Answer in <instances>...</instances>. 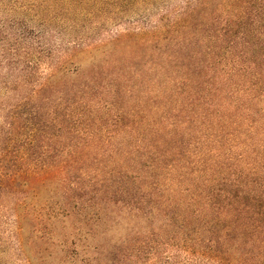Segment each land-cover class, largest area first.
<instances>
[{
	"label": "trees",
	"instance_id": "obj_1",
	"mask_svg": "<svg viewBox=\"0 0 264 264\" xmlns=\"http://www.w3.org/2000/svg\"><path fill=\"white\" fill-rule=\"evenodd\" d=\"M209 1L77 44L43 80L35 31L0 22V197L25 264H150L162 246L166 264H264V5ZM52 183L69 256L54 190L37 201Z\"/></svg>",
	"mask_w": 264,
	"mask_h": 264
},
{
	"label": "rangeland",
	"instance_id": "obj_2",
	"mask_svg": "<svg viewBox=\"0 0 264 264\" xmlns=\"http://www.w3.org/2000/svg\"><path fill=\"white\" fill-rule=\"evenodd\" d=\"M83 1L0 0V22L33 29L37 40H40L46 49L40 60V72L43 76L41 80L62 57L69 54L72 47L78 46L77 44H99L126 30L139 32L145 29L151 32L155 28H161L165 22L177 20L185 10L199 6V0ZM248 1L249 3H245V0L237 2L250 7L264 5V0ZM221 2L222 0H210L209 4L212 8H219ZM34 43L36 44V41ZM9 95L11 99L14 98L13 94ZM55 187L56 184L52 183L37 201H42L52 194ZM64 191L69 192L68 185L54 190L51 195L54 212L52 215L56 218L53 223L55 222L58 228L56 231L62 232L54 237L58 243L64 240L65 231L69 233V199L64 197ZM15 202L13 198L0 197V264H25L24 255L13 237L16 228L13 222L16 218ZM125 219L129 221V218ZM126 232V225H121L107 234L106 240L114 242ZM55 247L54 252L59 257L69 256V242L60 243ZM168 252V249L162 246L150 264H166L164 256Z\"/></svg>",
	"mask_w": 264,
	"mask_h": 264
}]
</instances>
